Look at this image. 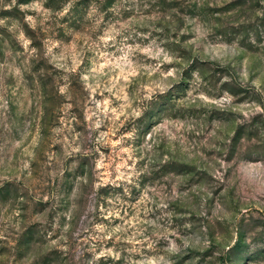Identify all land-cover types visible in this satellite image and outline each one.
<instances>
[{"label": "rangeland", "instance_id": "rangeland-1", "mask_svg": "<svg viewBox=\"0 0 264 264\" xmlns=\"http://www.w3.org/2000/svg\"><path fill=\"white\" fill-rule=\"evenodd\" d=\"M0 264H264V0H0Z\"/></svg>", "mask_w": 264, "mask_h": 264}]
</instances>
